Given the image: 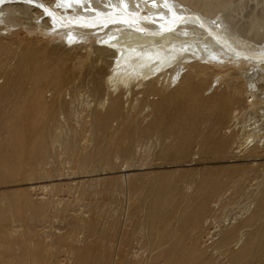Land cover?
I'll use <instances>...</instances> for the list:
<instances>
[{
	"label": "rangeland",
	"instance_id": "374dc122",
	"mask_svg": "<svg viewBox=\"0 0 264 264\" xmlns=\"http://www.w3.org/2000/svg\"><path fill=\"white\" fill-rule=\"evenodd\" d=\"M58 1L50 5L57 13H52L54 10H51L49 5L48 8L46 7L47 12L33 7L19 8L12 13L13 16L11 15L18 20L14 26H7V30H4L5 27L3 29V25L0 24V264H74L73 254L86 248H90L93 252H97L96 250L102 252L105 264H114L117 260L125 258L123 251L125 249L119 244V240L132 232L134 234L141 231L142 234H138L140 238L152 244L161 233V226L165 224L166 232L179 236L183 233L187 216L191 211L193 187L190 186L188 190L182 187L180 191L175 192L166 209V213L172 214V218L164 222L155 214L158 210L153 206L161 178L168 175L166 178L169 184L178 181L182 185L189 181L190 175L197 177L203 169L227 165L224 162H207L205 159L196 160V158L190 164L191 159L187 156L179 159L162 156L173 140L171 131L179 124L172 115L178 104L176 97H180L184 85L176 86L175 82L168 87L164 81L163 87L167 88L159 89L157 86L158 89L149 92L148 95L137 93L121 96L122 92H120L121 108L108 120L106 127H99L94 120L104 116L108 106L104 104L99 108L97 104L105 96L109 99L116 96V92L109 91L104 83L111 57L105 55L98 59L92 47L89 50H84L81 46H74V48L79 47L76 49L70 48V45L77 43L66 44L69 46L68 49L64 48L65 43L60 47L59 44L53 47L55 44L50 42L49 36L51 33L59 32L63 35L64 32L71 31L83 36L84 32L89 31L93 34H88L93 37H100L104 32L101 34L99 29H91L89 23H84V27L82 20L87 22L86 16H88L87 20H90V14L99 10L101 12L107 10L113 14L112 12L117 10L114 7L117 0H111V4L109 0L106 2L87 0V3L82 5L84 10L69 5L64 6L65 4L59 5L62 6L61 8L57 6ZM95 1H98L96 2L98 5L94 3ZM141 1L145 0H125V4L127 3L125 6H130L134 10H130L129 7L127 11L135 12L138 8L142 10V7L146 10L150 6L147 11L148 17L151 16V19L148 18L150 20L154 19V14L159 20L182 14L181 21L190 24L189 31L183 30V33L186 35L193 32L192 34L195 35L200 32L196 35L200 37L191 41L194 47L188 49L187 53L190 55H194L192 51L195 50L204 52L221 48L220 51H228L226 53L231 57L239 55L238 57L247 58L248 54L264 57V38L256 40L257 37L254 38L251 32L245 33L240 29V33L238 30L252 14H264V0H233V9L228 13L229 24L225 21L227 17L218 15L220 19L217 20L208 16L207 20L206 18L204 20L206 27L201 26L202 18L199 15L189 14L186 7L179 6L180 3L176 4L178 10L176 7L174 10L175 3H172V0L143 2L149 6L144 4L142 6ZM166 3L167 6L168 3L170 4L171 10ZM104 4L105 6H102ZM85 8L91 10H86L87 15L83 14ZM180 8H184L185 13L189 14H186L185 18H189L190 15L196 19L200 18L199 21L195 20L197 23L194 27L191 24L195 21L192 23L187 21L188 19L183 17L184 11ZM60 10L64 11L60 12ZM66 10L71 14L65 12ZM180 10L181 14L178 12ZM48 12L56 17L49 16ZM59 12L65 15L61 16ZM48 17H52L51 20L54 22ZM157 18L154 20L157 21ZM73 19H78L79 22ZM58 20L62 24L56 22ZM118 21L117 19L108 26L123 27L124 23ZM217 21L222 23L219 29L222 31L214 40L205 32L209 29L216 32V28L212 26L219 24ZM64 22L66 24L68 22L70 26ZM59 25L61 27H58ZM43 26L48 28L43 29ZM49 27L55 30L50 32L52 30ZM231 28L234 32L229 31L232 30ZM44 30L47 31L46 34ZM242 32L244 34L240 35ZM214 43L218 47H215ZM195 60L201 64H205L206 60L217 62L210 57L201 60L199 56H192L191 59L183 62L189 65ZM240 80L241 78L237 86L241 84ZM35 92L40 96L39 106L38 102L36 104L31 100ZM167 97L173 99L165 106L163 123L158 127H152L151 124L156 117L153 106ZM186 126L187 123H182L180 128L185 129ZM113 142L129 146L130 155L125 157L113 155L108 169L103 171L107 167L94 162L93 155L98 147L112 145ZM38 146H42V149L36 153ZM195 150L196 148L193 152ZM111 151L116 150L111 148ZM193 157L196 155L191 158ZM13 164H17L19 172L17 170L14 173L10 170ZM35 165L45 166L43 178L35 173ZM121 170L123 172H120ZM121 174H128L129 180L122 182ZM13 175L16 177L12 178ZM15 179L16 182L12 183L11 181ZM43 186L46 188L41 190ZM14 210L18 211L16 216Z\"/></svg>",
	"mask_w": 264,
	"mask_h": 264
},
{
	"label": "bare ground",
	"instance_id": "6f19581e",
	"mask_svg": "<svg viewBox=\"0 0 264 264\" xmlns=\"http://www.w3.org/2000/svg\"><path fill=\"white\" fill-rule=\"evenodd\" d=\"M55 1L56 0H33V3H28L27 0H0V24L3 25V29L5 27L4 30H7V26H14L16 23L17 19L12 17V13L19 8L29 9L33 7L44 11L48 5L55 4L53 3ZM110 1L111 0H109V3ZM166 1L167 0H165V2ZM172 1V3H175V6L170 3L171 1L169 3L174 6V10L175 7L177 8L176 4L180 3L181 5L179 6L183 5L182 7H186L185 9H188L189 14L199 15L202 19H197L198 21L199 19L202 21L201 26L203 27H206L204 20L208 16V18L213 17L214 19L217 18V20L220 19L221 16H224L225 18L227 17L225 20L227 21L229 17L228 13L232 11L234 6L233 0ZM96 2L98 1L94 3ZM143 2L142 6L147 5ZM162 2L161 4H165ZM56 3H58L57 6H63V4H65L64 6L69 5L75 9L82 10V5H85L87 0H84V3L81 4L64 3L63 0ZM169 3L168 6L166 3V6L170 8ZM126 4L125 0H123V3L121 0H117V3H115L116 6L113 5L117 10H114V8L113 14L109 11L112 8L107 5L110 8L108 10L109 12H107L105 7V12L99 10L98 12L90 14V20H87L88 16H86L87 19L85 21L87 22H84V20L80 18V22L82 20L83 24L89 23L91 29L95 28L99 29L100 33L104 32V34L101 33L103 35H100V37L98 35L97 38L95 36L93 37V35L88 34L91 33L89 31L86 33L84 32L83 36L80 34V36H78L72 33V29H69L71 32H64L65 34L63 35H60L59 32L56 34L49 33L50 38H48L50 42L52 41L53 44H55H52L53 47H57L58 44L60 47L61 44L65 43L64 48L66 47V49H68V44L77 43L78 45H70V48L73 47V49H76L79 47L74 48V46H81L82 49L89 50L92 47L96 55H98V59L100 56L105 55L111 57L109 70L108 73H106L107 75L104 83L107 89H110L109 91H112V93L116 92V96L112 99L105 96V98H102L97 104L99 108L104 104H106L108 108L104 116H100L98 119L94 120L95 123L99 127H106L108 120L121 108L120 92H122L121 96L124 94V96H126V94L132 95L137 93L138 95L139 93L148 95L149 92L156 91L158 89L157 86H159V89L167 88L166 86L169 87L171 83L175 82L176 86L184 85L182 87V93L179 94L180 97H176L178 104L172 115V118H175L176 123L179 124L171 131L170 134L173 136V140L170 145L166 147L162 156L168 159H179L187 156L191 159L190 164L193 162L192 160L196 158V160L205 159L207 162H224L227 165H224L225 167L217 166L203 169L197 177L190 175L189 181L185 184L182 183V185L178 181L169 184L166 178L168 175H162L163 177L157 186V193L153 206L158 210L155 214L164 222L172 218V214L166 213V209L171 203L175 192L177 190L180 191L182 187L186 190H188L190 186L193 187L191 211L183 227V233L179 236H175L168 231L166 232L165 224H163L161 226V233L152 244L140 238L138 234H140L141 231L134 232V234L132 232L128 236L120 237L119 244L125 249L123 250L125 251V258H122V260H117L115 258L117 262H114V264H264V57L257 54L254 56L253 54H248L250 58L247 54H245L247 58L238 57L239 55L231 57V55L229 56V54L226 53L228 51H220L221 48L219 50L213 48L212 50L204 52L195 50L192 51L194 55H190L187 51L190 47H194L191 41L198 36L200 37V35L196 36L200 32L195 35L192 34L193 32L186 35L183 33V30L189 31L188 26L190 25L186 24L184 20L181 21L183 19L181 17V10L184 8H180L181 10L178 11L179 13L181 12L180 16L177 15L165 19L168 16L167 14L166 17L164 16L165 20H159L154 14L153 18L155 20L156 18L158 19L155 21L154 19L150 20V15V17H148L147 11L150 8L149 5H147L149 8L145 6L147 8L146 10L141 6L142 10L138 8L135 12H131L127 11L130 6L126 7ZM135 4L137 3L135 2ZM158 4L160 5V3ZM62 6L59 7L62 8ZM102 6H105V4ZM52 7L50 6L51 10H54ZM88 7L90 8V5H88ZM155 7L156 6H154V9H156ZM89 8H85L84 15ZM71 9L70 11H73ZM96 9L98 10V8ZM171 9L172 8H170V10ZM55 10L52 13H55ZM64 10H60V12ZM130 10L133 9L131 8ZM70 11L66 10L65 12L70 13ZM183 11L184 17L187 13H185V10ZM155 12L159 13V11ZM150 13L154 12L150 11ZM62 14L64 13H60L61 16L65 15ZM192 15H190L189 18L186 17L188 20L184 18L192 23L197 20ZM218 15H220V17H218ZM54 16L55 15L52 17L54 18ZM68 16L70 17V15ZM52 17L48 18L51 20ZM117 19L119 20L118 23H124L123 27L114 28L108 26L116 22ZM77 20L78 19L74 21ZM49 21H47V23ZM220 21H217L219 24H213L212 26L216 28V32L210 31L209 29L210 32L206 30L205 34L207 33V35L213 39L219 36L222 31L219 30L221 27L220 25H222ZM56 22H59V20ZM196 23L195 21L194 24L191 25L194 27ZM198 23L200 24V22ZM67 24L69 23L67 22ZM199 24L197 26H199ZM49 25L52 26L51 23H49ZM127 25L128 27H125ZM58 27L61 26L59 25ZM90 27L87 28L90 29ZM45 28L47 29L48 27H44L43 29ZM240 29H243L245 33L251 32V35L254 34V38L257 37L256 40L258 38H264V14H252L248 17V21L245 22L244 25H240L238 30ZM51 30L50 32H53L55 29L51 28ZM44 31L43 32L46 34L47 31ZM229 31L234 32L233 29ZM239 32L241 33V30ZM243 34L242 32L240 35ZM95 43L99 44L95 45ZM214 46L218 47L216 44ZM224 49L225 48H223V50ZM192 56H199L201 60H206L207 57H210L217 62H222L217 63L206 60L205 64H201L195 60L194 63L189 65L183 62L184 60L191 59ZM240 78L241 84L237 86V82ZM164 81H166L165 87H163ZM33 94L31 100L34 103L38 102L39 106L41 103L40 96L36 92ZM172 99L170 97L163 98L160 103L153 106L156 117L151 124L152 127L162 125L165 106L168 105V102L172 101ZM182 123H187L185 129L180 128ZM202 129H205V131H202ZM125 136L127 138L129 137L127 135ZM111 148L116 151H111ZM195 148L196 150L193 152ZM41 149L42 146L37 148L35 152L37 151L39 153ZM130 151L131 149L129 146H123L121 143L113 142L112 145L98 147L93 155V160L97 164L107 167L103 169V171H105L108 169L110 159L113 155L118 154L119 156L125 157L128 154L130 155ZM195 155L196 157L191 158ZM19 165L20 164H18V166ZM39 165H35V173L41 175V178H43L45 176V166ZM7 167H9V165ZM10 170L15 173V171L18 170L17 164H13ZM19 171L20 170H18V172ZM27 172L29 173L28 169ZM120 172L123 171L121 170ZM15 177V175L12 176V178ZM129 178L130 176L128 174H121L120 176L122 182H127ZM16 180L17 179L12 180L11 182H16ZM45 188L46 186H43L40 189L44 190ZM24 205H26V203ZM17 212L15 216L18 214ZM123 247L118 248L123 249ZM122 249L120 251H122ZM96 251L97 252H93L90 248H86L77 254H73L75 255L74 259L72 258L74 264H105L102 252ZM73 252L71 251V253Z\"/></svg>",
	"mask_w": 264,
	"mask_h": 264
},
{
	"label": "snow or ice",
	"instance_id": "6c2138e0",
	"mask_svg": "<svg viewBox=\"0 0 264 264\" xmlns=\"http://www.w3.org/2000/svg\"><path fill=\"white\" fill-rule=\"evenodd\" d=\"M28 3H33V0H27ZM64 3H76V4H81L84 3V0H63ZM121 2L123 3V0H121ZM153 3H155V0H152ZM45 11H48L47 9H45ZM48 15L51 16L52 13L48 12Z\"/></svg>",
	"mask_w": 264,
	"mask_h": 264
}]
</instances>
